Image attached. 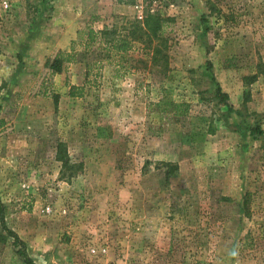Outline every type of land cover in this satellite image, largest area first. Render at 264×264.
<instances>
[{
	"label": "rangeland",
	"instance_id": "obj_1",
	"mask_svg": "<svg viewBox=\"0 0 264 264\" xmlns=\"http://www.w3.org/2000/svg\"><path fill=\"white\" fill-rule=\"evenodd\" d=\"M148 14L168 71L139 43L71 97L88 27ZM0 121L4 222L36 264H264V0H0ZM0 264H25L1 219Z\"/></svg>",
	"mask_w": 264,
	"mask_h": 264
},
{
	"label": "trees",
	"instance_id": "obj_2",
	"mask_svg": "<svg viewBox=\"0 0 264 264\" xmlns=\"http://www.w3.org/2000/svg\"><path fill=\"white\" fill-rule=\"evenodd\" d=\"M164 22V19L160 15L148 14L142 22L136 19L134 20V18L128 19L125 22L126 25L121 28H105L103 31H96L92 27H88L86 36L81 38L82 50L87 53L97 51L98 56H96L94 61L87 63L84 84L82 86L72 87L70 96L73 98H81L87 88L98 86L105 66H113L117 73L124 71L126 69L125 60L127 54L138 48L139 43L143 45V48H140V50L144 52L148 51L146 52L148 53L146 56L147 63L149 62L152 68H158L160 73H166L168 71L169 56L164 51V49L166 50L165 42L163 40L160 44L155 42V40L162 38L160 33L163 30ZM75 45L76 41H72V46L69 51H59L56 54L50 65L52 75L61 74L66 65L74 64L78 61V51ZM151 51L152 54H150ZM139 62L141 61L139 60ZM158 107L162 114L166 113L167 115L175 117L184 116L188 112V106L186 104H179L169 100H161ZM3 123V121H0V125ZM259 133L262 134L263 132L259 131ZM166 175L169 178L170 171ZM246 206H248L247 197ZM0 219L3 229L14 239V246L24 263L36 264L29 256L25 243L6 227L4 222V208L1 202Z\"/></svg>",
	"mask_w": 264,
	"mask_h": 264
},
{
	"label": "crops",
	"instance_id": "obj_3",
	"mask_svg": "<svg viewBox=\"0 0 264 264\" xmlns=\"http://www.w3.org/2000/svg\"><path fill=\"white\" fill-rule=\"evenodd\" d=\"M75 34L74 35L72 34L71 37H67V35L60 36L61 37L60 41H58L61 44V46H59L60 44H58L59 51L60 50H62V51H69L70 50V43H71L72 39H74Z\"/></svg>",
	"mask_w": 264,
	"mask_h": 264
},
{
	"label": "built area",
	"instance_id": "obj_4",
	"mask_svg": "<svg viewBox=\"0 0 264 264\" xmlns=\"http://www.w3.org/2000/svg\"><path fill=\"white\" fill-rule=\"evenodd\" d=\"M5 6H6V8L8 7L7 4H5ZM137 8H138V7H137ZM139 19H143V17H142V16H139Z\"/></svg>",
	"mask_w": 264,
	"mask_h": 264
}]
</instances>
